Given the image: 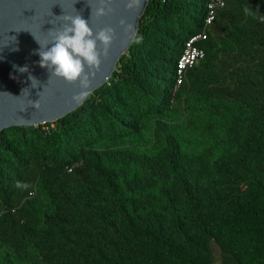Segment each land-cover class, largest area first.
<instances>
[{
  "label": "trees",
  "instance_id": "trees-1",
  "mask_svg": "<svg viewBox=\"0 0 264 264\" xmlns=\"http://www.w3.org/2000/svg\"><path fill=\"white\" fill-rule=\"evenodd\" d=\"M208 1L149 0L78 108L0 132V264H264V0H225L173 94Z\"/></svg>",
  "mask_w": 264,
  "mask_h": 264
},
{
  "label": "water",
  "instance_id": "water-1",
  "mask_svg": "<svg viewBox=\"0 0 264 264\" xmlns=\"http://www.w3.org/2000/svg\"><path fill=\"white\" fill-rule=\"evenodd\" d=\"M148 1L0 0V132L9 127L52 123L78 108L85 99L77 102L73 100L75 95L82 91L89 94L110 78L134 39ZM102 6L111 11L97 15ZM77 14L88 20L94 34L105 27L115 30L106 54L100 56L99 66L93 69L85 66V72L94 73L88 89H81L79 81L69 83L41 68L40 45L34 39L42 46L47 44L66 23L64 17ZM51 46L49 43L46 47ZM97 46L102 47L99 43ZM25 65L28 72L16 70ZM29 73L38 80L36 87L31 86ZM38 100L39 107H33L31 101Z\"/></svg>",
  "mask_w": 264,
  "mask_h": 264
},
{
  "label": "clouds",
  "instance_id": "clouds-1",
  "mask_svg": "<svg viewBox=\"0 0 264 264\" xmlns=\"http://www.w3.org/2000/svg\"><path fill=\"white\" fill-rule=\"evenodd\" d=\"M128 6L131 7L132 5L129 4ZM109 11H111L110 8L106 9V7L102 6L97 9L96 14L105 15ZM64 20L66 23L62 29L57 30L54 38L47 44L42 46L33 36L40 45V49L38 50L40 57L39 66L47 68L51 75L61 77L69 83L79 81L81 89H88L90 76L94 75V73L91 71L85 72V66L89 69L99 66L100 56L106 54L114 39L115 30L112 27H105L94 34L88 26V20L83 19L79 14L65 16ZM121 24H123V21H121ZM49 43L52 46L46 47ZM98 43L102 46L101 48H98ZM16 70L24 73L28 72V67L25 65ZM28 79L31 81V86L36 87L38 82L36 77L29 73ZM87 96L88 93L82 91L75 95L73 100L79 102L86 99ZM31 102L33 107H39V100Z\"/></svg>",
  "mask_w": 264,
  "mask_h": 264
},
{
  "label": "built area",
  "instance_id": "built-area-1",
  "mask_svg": "<svg viewBox=\"0 0 264 264\" xmlns=\"http://www.w3.org/2000/svg\"><path fill=\"white\" fill-rule=\"evenodd\" d=\"M224 6L225 0H209L207 2L201 30L186 39L176 62L173 94L185 81L186 72L204 58L205 52L200 44L207 39L209 28L215 19L217 10ZM29 195H32V192H30Z\"/></svg>",
  "mask_w": 264,
  "mask_h": 264
},
{
  "label": "rangeland",
  "instance_id": "rangeland-1",
  "mask_svg": "<svg viewBox=\"0 0 264 264\" xmlns=\"http://www.w3.org/2000/svg\"><path fill=\"white\" fill-rule=\"evenodd\" d=\"M213 264H223L222 257L218 251L215 252Z\"/></svg>",
  "mask_w": 264,
  "mask_h": 264
}]
</instances>
